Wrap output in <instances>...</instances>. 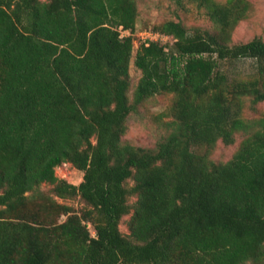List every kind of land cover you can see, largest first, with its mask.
<instances>
[{"label": "trees", "instance_id": "1", "mask_svg": "<svg viewBox=\"0 0 264 264\" xmlns=\"http://www.w3.org/2000/svg\"><path fill=\"white\" fill-rule=\"evenodd\" d=\"M194 1L213 29L145 27L177 41L134 56L117 27L137 29L138 0H0V264H264V115H243L264 102V39L233 42L250 0ZM248 57L250 78L219 69ZM159 93L173 94L170 131L154 147L126 140ZM67 162L79 184L56 175Z\"/></svg>", "mask_w": 264, "mask_h": 264}, {"label": "rangeland", "instance_id": "2", "mask_svg": "<svg viewBox=\"0 0 264 264\" xmlns=\"http://www.w3.org/2000/svg\"><path fill=\"white\" fill-rule=\"evenodd\" d=\"M224 2L226 0H218ZM252 8L248 16L242 20L233 31V42H247L256 36L264 39V0H250ZM139 17L137 20V29L145 27H153L169 19L182 21L187 27L194 29L201 27L203 29H213L214 23L206 15L204 8H199L194 0H138ZM138 42V41H137ZM139 43V42H138ZM134 56L137 51L135 45ZM134 58L130 66L131 90L132 95L142 71L134 65ZM219 69L225 72L231 82L234 79H247L253 76L257 69V64L253 58H240L235 60H220ZM173 103V94L159 93L149 98L137 111L133 112L128 119V131L124 138L131 143L144 146L154 147L157 142L170 131V121L173 119L171 115V105ZM243 115L247 118L258 117L264 115V102L250 107L247 102L244 107ZM242 135L238 134L236 142L230 145L219 141L211 153V158L216 162L228 161L237 150ZM56 175L61 179L79 184L83 179V172L73 167L71 163L62 164L56 167ZM133 180L129 181V185H133ZM52 185L42 184L41 188L50 191ZM137 197L132 196L130 203L133 204ZM61 203H66L73 208V211L79 212L85 207V204L79 198L60 199ZM67 214H62L59 221L66 219ZM131 215L125 216L120 225V229L124 234H129L128 221ZM93 235L94 227L88 224ZM250 264V263H248Z\"/></svg>", "mask_w": 264, "mask_h": 264}, {"label": "built area", "instance_id": "3", "mask_svg": "<svg viewBox=\"0 0 264 264\" xmlns=\"http://www.w3.org/2000/svg\"><path fill=\"white\" fill-rule=\"evenodd\" d=\"M117 31L119 32L120 38H125L128 36L135 37L134 49L136 47L135 45H137V49H139L142 45L149 46L152 42H157L164 46L165 51H169L170 47L173 46L177 41V38H175L173 35H169L158 30H153L152 28L136 29L135 31H132L131 29L120 25L117 27Z\"/></svg>", "mask_w": 264, "mask_h": 264}]
</instances>
